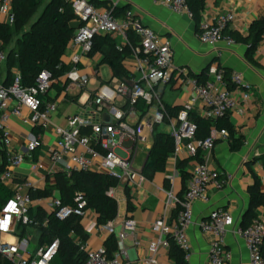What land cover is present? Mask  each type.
I'll return each mask as SVG.
<instances>
[{
	"label": "built area",
	"instance_id": "obj_1",
	"mask_svg": "<svg viewBox=\"0 0 264 264\" xmlns=\"http://www.w3.org/2000/svg\"><path fill=\"white\" fill-rule=\"evenodd\" d=\"M14 1L0 0V23L15 24ZM70 1L81 26L67 50L72 52L69 57L72 68L64 75L65 88L81 91L79 101L86 108V114L72 117L67 128L55 125L58 104L51 100L49 94L56 79L49 71H43L33 87H25L17 71H13L14 80L10 85L0 84V143L6 150V167L0 172V183L14 194L0 212V258L10 264H53L60 248V242L56 240L32 256L29 250L30 229L40 231L41 227L45 228L49 215L42 224L30 216L35 204L32 195L38 191L37 185L27 180L17 181L15 176V171L25 164L35 174L47 170L43 160L36 159L35 154L45 144V133L50 127L54 125L56 142L48 156L51 167L49 174H53L59 165L68 177L75 173H103L116 178L119 186L125 185L131 190L140 188L147 178L143 175V169L136 166L137 151L133 154L128 152L126 158L117 155L118 148L124 149L122 142L125 139L140 140L144 128L153 132L157 126H164L175 141L174 162H178L184 152L189 158L199 151L207 156L219 142L230 140L229 133L213 130L208 139L198 140L197 125L191 120V114L198 110L202 118L215 122L238 110L242 103L251 101V88L241 73L227 75L223 70L212 67L206 73L205 82L189 78L187 69L176 66L170 42L144 27L132 11L119 18L113 14L115 7L111 6L112 0H107L109 7L103 9L96 8L88 0ZM154 1L175 15L195 19L188 0ZM235 20L234 14H222L216 23L202 21L197 37L207 46L216 47L226 43L232 47L237 43L227 32ZM130 33L138 38L137 46L131 41ZM101 35L122 38L123 43L118 50L128 48L137 59L139 80H118L113 86L90 90L97 79L82 74L79 66L83 58L91 55L95 39ZM7 60L8 53L0 43V69L6 66ZM176 72L193 92V97L185 104L178 118L169 115L158 92L160 86L171 82ZM141 100L147 107L145 115L136 109ZM14 118L39 132L27 141L20 154L12 149L11 121ZM175 178L176 173L169 176L171 185ZM233 179L232 174L221 172L205 159L202 163H196L182 197L177 196L173 189L166 190L165 215H172V219L169 221L165 217L153 225L155 239L148 245L146 257L134 263L129 260L125 241L136 234L138 223L127 219L117 236L118 250L114 256L109 257L104 247L88 250L85 245L83 248L88 253L85 264H159L161 252L170 250L171 241L185 253L189 262L192 247L188 230L194 223V206L198 202L208 201L210 191H223ZM116 190L110 189L108 195L117 201ZM46 200L39 199V203L43 204ZM51 206L52 214L58 220L64 221L72 216L86 222L90 220L84 201H79L75 208L70 209L62 206L60 198H54ZM199 226L203 233L212 237L206 264H230L233 255L226 249V239L235 227L232 214L225 210L214 211ZM108 227L113 232V223H109ZM235 233L247 244L250 264H264V221L255 220L245 229L237 227Z\"/></svg>",
	"mask_w": 264,
	"mask_h": 264
},
{
	"label": "crops",
	"instance_id": "obj_2",
	"mask_svg": "<svg viewBox=\"0 0 264 264\" xmlns=\"http://www.w3.org/2000/svg\"><path fill=\"white\" fill-rule=\"evenodd\" d=\"M46 2L48 3L49 0ZM88 2L99 9L109 7L107 0H88ZM112 5L115 8H126L127 11H132L144 27L152 29L160 38L169 41L176 66L187 69L189 78H207L206 73L212 67H216L226 72L227 75H231L233 72L241 73L246 83L249 84L251 101L242 103L238 110L230 114V121L236 132L245 138L243 149L240 152H233L229 140L228 142H219L212 153L204 156V159L212 167L223 173L232 174L234 179L223 191H210L208 201L196 203L193 209L194 223L188 230V237L192 247L189 264H206L212 237L203 233L199 225L214 211H229L235 219V227L226 239V249L233 255L230 264H250L247 244L242 237L235 233V229L242 227L245 217L249 214L250 190L255 185V177L260 179L261 191L264 193V166L259 160L260 156L264 154V39L255 53L254 61L257 64L255 66L248 61V46L239 43L232 47L226 43H221L216 47L204 45L197 37L199 26L195 19L191 20L184 16L175 15L154 0H112ZM222 14H234L236 16L235 22L228 31L230 35L247 37L251 25L264 14V0H207L202 21L216 23ZM75 26L79 30L81 24L77 21ZM129 37L134 45L139 44L138 38L133 33H130ZM113 39L117 44L116 50L119 51L118 46L123 43L122 38ZM122 51L126 54L123 66L127 73V76L122 79L113 76L110 66L105 64L106 56L104 54L95 53L83 58L79 66L81 73L95 76L97 79V82L91 84V91L98 90L101 86H113L118 80H139L140 76L136 71L137 59L128 48ZM71 53L70 50L67 51L63 58V62L69 71L72 68L69 58ZM102 67H107L111 71V78L107 81L101 77ZM6 71V66L0 69L1 81L3 82L6 78ZM56 82L63 90L59 91L54 87L49 94L51 100L58 104L54 123L67 128L72 117L78 114H86V108L79 101L80 90L76 88L67 90L65 88L64 76ZM158 92L163 104L172 107L183 108L193 97L191 88L183 83L182 77L177 72L173 74L170 83L159 87ZM195 113L200 114L198 110ZM11 127L13 128L12 149L20 154L23 152L27 141L33 139L36 131L31 126L22 124L21 120L16 118L11 121ZM161 127L164 126H157L155 129L161 132L159 130ZM162 132L168 134V130ZM154 134L155 130L150 132L148 128H144L141 134L143 137L140 140L125 139L122 142L124 149H118L126 157H128V152L133 154L134 151H137L136 166L143 169L154 145ZM92 138L95 139L93 136ZM55 142L53 125L45 133V144L35 154L36 159L43 160L47 170L35 174L31 172L30 166L25 164L15 171L17 181H31L37 185L38 191H44L48 186L56 185L57 176L63 174V167L59 165L53 170V174H49L51 167L48 156L54 148ZM187 159L189 157L185 152L178 162H174L171 157L166 173L157 174L151 180L147 179L140 188L130 190L125 185L119 186L116 190L118 217L115 221L110 222L113 223V232L108 225H98L96 213L89 211L90 220L88 222L83 221L87 236L85 245L88 250L105 248V242L112 234L117 240L123 222L127 219H133L138 223V230L134 236L130 235L125 241L129 260L134 263L140 258L146 257L148 245L155 239L152 232L153 225L165 217L169 221L172 219V215H165L166 190L173 189L177 196L182 197L188 187L191 171L196 163L191 162L184 167V170L190 175L187 180H183L180 174L181 169L178 168V163ZM175 173V182L171 185L169 176ZM126 190L130 191L132 198L133 209L131 211L128 209ZM54 198H60L58 190H54L52 195L48 197L34 199L35 204L32 207L34 215L38 211H40L39 214L51 215L53 210L51 200ZM39 199L47 200L41 204ZM255 213V220L264 221V206L258 207ZM30 236L29 250L34 257L42 248L40 245L42 234L39 230L30 229ZM73 237L81 243L75 234ZM159 264H174L169 257V250L161 252Z\"/></svg>",
	"mask_w": 264,
	"mask_h": 264
},
{
	"label": "trees",
	"instance_id": "obj_3",
	"mask_svg": "<svg viewBox=\"0 0 264 264\" xmlns=\"http://www.w3.org/2000/svg\"><path fill=\"white\" fill-rule=\"evenodd\" d=\"M46 0H15L13 3V13L15 14V24L10 26L0 23V43L4 51L8 53L6 64V78L3 81L0 75V84L10 85L14 80L13 71L21 74L25 87H33L38 76L43 71H49L56 80L64 76L69 68L63 62L68 47L77 33L75 23L78 21L70 0H49L42 14L33 21L34 16L42 8ZM189 6L195 14V21L199 26L203 13L206 9L207 0H188ZM127 12L126 8H115L113 14L116 17H123ZM227 35L235 39L236 43L248 46V61L257 66L254 56L258 46L264 39V14L255 21L249 30L247 37ZM16 40V41H15ZM117 44L111 35L97 36L92 55L102 53L106 56L105 64L109 65L113 76L122 79L127 76L123 66L126 56L124 51L116 50ZM200 82L207 79L197 78ZM59 91V87L54 81L53 88ZM169 115L178 118L183 108L165 105ZM143 115L146 114L147 107L144 101H140L136 107ZM191 120L197 125L196 139L206 140L213 130L227 131L230 136L231 149L233 152H240L245 145V138L239 135L230 121V115L215 122L202 118L197 113L191 114ZM39 132H35L38 134ZM176 149L175 141L170 134L158 132L155 129L154 145L149 152L148 159L143 167V175L151 180L157 174L167 171L169 159ZM204 153H199L190 157L186 161L178 163L181 169L183 180L189 178V174L184 167L189 163H202ZM259 160L264 166V154ZM6 167V150L0 143V172ZM55 186H48L44 191L35 192L33 199L48 197L54 190L60 193L62 206L73 209L79 201L86 202V210L94 211L97 216V224L106 226L118 217V203L109 197L108 192L112 188H118L120 183L116 178L103 173H75L71 177L65 174L57 176ZM13 192L0 183V212L7 202L12 199ZM128 199V209H133L132 198L129 190H126ZM250 210L245 217L242 228L249 227L256 219V209L264 206V193L261 191V182L255 177V185L250 190ZM40 213V211H38ZM30 211V216L42 224L48 215ZM48 225L40 228L42 234L40 245L49 246L56 240L60 242V248L54 258L53 264H85L88 253L83 248L87 242L83 220L80 217L72 216L61 221L55 218L54 214L48 216ZM77 236L81 243L77 242L73 235ZM169 257L174 264H189L185 258V253L171 241ZM105 249L109 257H113L117 252L118 244L116 237L112 234L105 242ZM0 264H10L9 261L0 258Z\"/></svg>",
	"mask_w": 264,
	"mask_h": 264
},
{
	"label": "rangeland",
	"instance_id": "obj_4",
	"mask_svg": "<svg viewBox=\"0 0 264 264\" xmlns=\"http://www.w3.org/2000/svg\"><path fill=\"white\" fill-rule=\"evenodd\" d=\"M46 4H47V2L44 3V5L42 6V8H41V9L38 11V13L34 16L33 21H35L36 19L39 18V16L42 14V12H43V10H44ZM15 41H16V40H15ZM101 77H102L103 80H106V81L109 80V79L111 78V71H110L107 67H102V68H101ZM166 129H167V128L161 127L159 130H161V132H162V131H164V130L167 131ZM116 153H117V155H119L120 157H122V158H126V156L120 151V149H117ZM36 239H37V237H36Z\"/></svg>",
	"mask_w": 264,
	"mask_h": 264
}]
</instances>
